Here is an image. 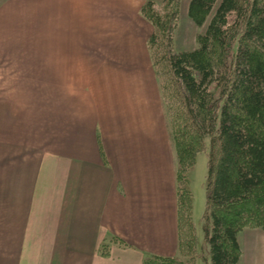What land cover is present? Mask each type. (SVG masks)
<instances>
[{
  "label": "crops",
  "instance_id": "0c3cea01",
  "mask_svg": "<svg viewBox=\"0 0 264 264\" xmlns=\"http://www.w3.org/2000/svg\"><path fill=\"white\" fill-rule=\"evenodd\" d=\"M144 1L0 0V264L177 254L175 154ZM237 241V264H264V230Z\"/></svg>",
  "mask_w": 264,
  "mask_h": 264
},
{
  "label": "trees",
  "instance_id": "16d2710c",
  "mask_svg": "<svg viewBox=\"0 0 264 264\" xmlns=\"http://www.w3.org/2000/svg\"><path fill=\"white\" fill-rule=\"evenodd\" d=\"M179 4L145 0L140 12L153 26L147 45L177 163V245L184 258L148 254L142 264H190L195 226L187 172L201 151L210 264H237V233L264 230V0H188L197 26L214 10L196 34L197 46L174 51Z\"/></svg>",
  "mask_w": 264,
  "mask_h": 264
},
{
  "label": "rangeland",
  "instance_id": "374dc122",
  "mask_svg": "<svg viewBox=\"0 0 264 264\" xmlns=\"http://www.w3.org/2000/svg\"><path fill=\"white\" fill-rule=\"evenodd\" d=\"M158 3V2H157ZM180 7V4H179ZM214 8L211 10V13L208 15L206 21L201 26L194 24V28L191 29L187 22L184 20L182 14H179V20L177 27L173 35V49L174 51L181 50H190L197 46L196 34L203 32L205 30L206 24L210 19V16ZM180 11V8H179ZM156 74V73H155ZM157 77V75H156ZM159 78L157 77V82L159 86ZM160 97H161V85L159 87ZM163 113L167 124V113L165 107L163 106ZM167 130L170 138V131L167 126ZM171 140V139H170ZM208 139H206V144H208ZM172 144V143H171ZM173 147V145H172ZM176 158H175V168H176ZM207 172V154L206 151H201L198 153L195 164L187 172L190 179L189 187L192 192V209H193V223L195 226V244L188 250L191 262L190 264H210V255H209V244L205 239L204 230H203V212H204V203H205V180ZM179 258H184L179 255V250L175 255Z\"/></svg>",
  "mask_w": 264,
  "mask_h": 264
}]
</instances>
